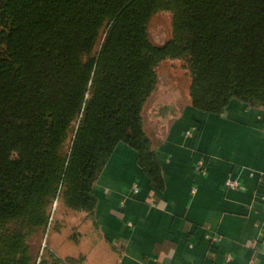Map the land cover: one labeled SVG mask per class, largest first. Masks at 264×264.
I'll list each match as a JSON object with an SVG mask.
<instances>
[{"label": "trees", "instance_id": "trees-1", "mask_svg": "<svg viewBox=\"0 0 264 264\" xmlns=\"http://www.w3.org/2000/svg\"><path fill=\"white\" fill-rule=\"evenodd\" d=\"M168 60L182 69L172 113L264 109V0H0V264H81L33 240L56 200L92 211L119 142L152 166L144 123Z\"/></svg>", "mask_w": 264, "mask_h": 264}, {"label": "crops", "instance_id": "crops-1", "mask_svg": "<svg viewBox=\"0 0 264 264\" xmlns=\"http://www.w3.org/2000/svg\"><path fill=\"white\" fill-rule=\"evenodd\" d=\"M164 115L159 136L144 123L152 166L116 144L94 182L92 211L70 221L72 245L50 250L81 264H264V109L233 98L222 113L187 105ZM228 178L243 187H227Z\"/></svg>", "mask_w": 264, "mask_h": 264}, {"label": "rangeland", "instance_id": "rangeland-1", "mask_svg": "<svg viewBox=\"0 0 264 264\" xmlns=\"http://www.w3.org/2000/svg\"><path fill=\"white\" fill-rule=\"evenodd\" d=\"M150 33L156 42H163L165 40V38L167 37V25L166 18L164 16L157 17L154 23L151 24ZM180 65L181 62L178 60H168L164 61L159 66L158 89L151 100L148 102V109L146 114V125L148 127L151 126L155 130L157 136L164 133V130L168 124L167 120H170L168 116L164 115L165 110L170 108H178L179 110L181 108V103L178 101L180 97V90L176 87L182 76V69ZM154 110L157 112V114L153 116L152 113ZM59 204L60 203L58 202L56 206L57 212L54 215L53 222L51 223L46 236H44L45 240L43 238H39V236H36L33 240V246L38 247L39 241L41 246L45 243L46 247H48L49 249L53 248L54 250L56 249V247L58 248V250H61L62 245L64 244L67 245L66 249L69 247V245H72L69 241H67V238L65 239V235L74 234L75 228L70 227L72 225L70 221L72 220V218H75V215L78 216L82 212L67 209L64 207V205ZM67 210H69L70 213H67ZM66 218L67 223L63 226L62 220L64 222ZM60 226L62 228H66L63 233L59 232Z\"/></svg>", "mask_w": 264, "mask_h": 264}, {"label": "built area", "instance_id": "built-area-1", "mask_svg": "<svg viewBox=\"0 0 264 264\" xmlns=\"http://www.w3.org/2000/svg\"><path fill=\"white\" fill-rule=\"evenodd\" d=\"M196 168L198 170H200V172H202L203 174L206 173L207 171V163L204 159L198 161L196 163ZM226 186L232 189H237V188H242L243 184L241 183V181L239 179L236 178H228L226 180ZM133 192H137L138 191V186L134 185L133 186ZM193 192L196 191V188L192 189ZM263 198H264V188H263ZM206 239L211 241V242H218L220 240V235L217 234H213V233H206L205 235ZM231 256L228 257V259H230Z\"/></svg>", "mask_w": 264, "mask_h": 264}, {"label": "water", "instance_id": "water-1", "mask_svg": "<svg viewBox=\"0 0 264 264\" xmlns=\"http://www.w3.org/2000/svg\"><path fill=\"white\" fill-rule=\"evenodd\" d=\"M57 204H58V200L55 201L54 209L56 208ZM44 245H45V243H44ZM41 259H42V254L38 258V264L40 263Z\"/></svg>", "mask_w": 264, "mask_h": 264}]
</instances>
